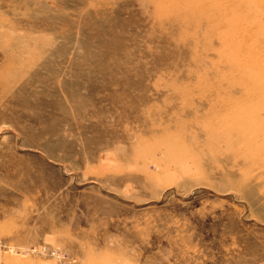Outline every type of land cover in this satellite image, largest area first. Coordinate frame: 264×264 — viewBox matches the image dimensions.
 <instances>
[{
  "label": "rangeland",
  "instance_id": "rangeland-1",
  "mask_svg": "<svg viewBox=\"0 0 264 264\" xmlns=\"http://www.w3.org/2000/svg\"><path fill=\"white\" fill-rule=\"evenodd\" d=\"M0 264H264V0H0Z\"/></svg>",
  "mask_w": 264,
  "mask_h": 264
}]
</instances>
